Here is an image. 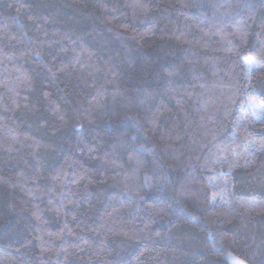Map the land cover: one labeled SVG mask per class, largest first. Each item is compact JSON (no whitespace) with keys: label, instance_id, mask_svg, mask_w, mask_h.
<instances>
[{"label":"trees","instance_id":"1","mask_svg":"<svg viewBox=\"0 0 264 264\" xmlns=\"http://www.w3.org/2000/svg\"><path fill=\"white\" fill-rule=\"evenodd\" d=\"M264 264V0H0V264Z\"/></svg>","mask_w":264,"mask_h":264},{"label":"rangeland","instance_id":"2","mask_svg":"<svg viewBox=\"0 0 264 264\" xmlns=\"http://www.w3.org/2000/svg\"><path fill=\"white\" fill-rule=\"evenodd\" d=\"M242 260H240V259H238V258H235V257H233L232 258V264H239V262H241ZM243 262V261H242ZM243 264H246V263H244L243 262Z\"/></svg>","mask_w":264,"mask_h":264},{"label":"snow or ice","instance_id":"3","mask_svg":"<svg viewBox=\"0 0 264 264\" xmlns=\"http://www.w3.org/2000/svg\"><path fill=\"white\" fill-rule=\"evenodd\" d=\"M239 264H243V262L241 261V262H239Z\"/></svg>","mask_w":264,"mask_h":264}]
</instances>
